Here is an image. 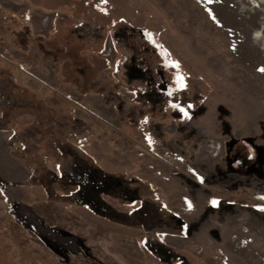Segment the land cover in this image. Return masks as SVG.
Returning <instances> with one entry per match:
<instances>
[{"label": "rangeland", "instance_id": "obj_1", "mask_svg": "<svg viewBox=\"0 0 264 264\" xmlns=\"http://www.w3.org/2000/svg\"><path fill=\"white\" fill-rule=\"evenodd\" d=\"M261 68L264 0H0V206L86 264H264Z\"/></svg>", "mask_w": 264, "mask_h": 264}, {"label": "flooded vegetation", "instance_id": "obj_2", "mask_svg": "<svg viewBox=\"0 0 264 264\" xmlns=\"http://www.w3.org/2000/svg\"><path fill=\"white\" fill-rule=\"evenodd\" d=\"M2 201L0 204H2ZM6 211V209L0 206V226L4 228L2 233L8 234V237L20 239V241H18L20 243L18 244L20 253L22 250L26 249V244L24 246L23 242L24 240L25 243H31V241H33L34 243L38 242L43 244V248L46 251L45 255L58 264H86L87 260L92 259L90 254L92 253L94 241H88L83 231L81 246H68L62 244L54 237L44 234L40 235L34 226L27 225L24 222L22 216L18 212L13 213L10 211L9 213Z\"/></svg>", "mask_w": 264, "mask_h": 264}, {"label": "crops", "instance_id": "obj_3", "mask_svg": "<svg viewBox=\"0 0 264 264\" xmlns=\"http://www.w3.org/2000/svg\"><path fill=\"white\" fill-rule=\"evenodd\" d=\"M82 157V156H81ZM80 161V163H82V158L81 159H79ZM69 178H67V180H65V182H64V184H66L65 186H63V190H65V192H66V194L68 193L69 195L70 194H73V191H79V189H81V187L80 186H76V185H74V184H72V182L70 181V180H68ZM74 192V193H75ZM66 196V195H65ZM67 198V197H66ZM67 200H69L70 202H71V200H73V198H67ZM82 204V203H81Z\"/></svg>", "mask_w": 264, "mask_h": 264}, {"label": "snow or ice", "instance_id": "obj_4", "mask_svg": "<svg viewBox=\"0 0 264 264\" xmlns=\"http://www.w3.org/2000/svg\"><path fill=\"white\" fill-rule=\"evenodd\" d=\"M259 70L262 71V72H264V68H261V69H259ZM177 80H178V82H179V87H181V88L186 87V85L183 83L181 77H177ZM176 106L179 107L178 105H176ZM180 110H181V111H184V109H182V108H181ZM262 199H264V197H262ZM211 203H212V204H215L216 201H215V200H212ZM190 207H191V205H190Z\"/></svg>", "mask_w": 264, "mask_h": 264}, {"label": "bare ground", "instance_id": "obj_5", "mask_svg": "<svg viewBox=\"0 0 264 264\" xmlns=\"http://www.w3.org/2000/svg\"><path fill=\"white\" fill-rule=\"evenodd\" d=\"M260 5V4H259ZM261 32L260 31H258L257 33H256V35H254L253 37L256 39V38H259L260 36H261Z\"/></svg>", "mask_w": 264, "mask_h": 264}]
</instances>
